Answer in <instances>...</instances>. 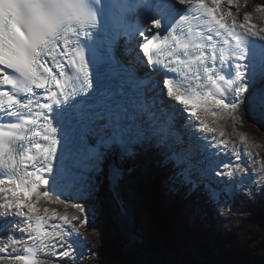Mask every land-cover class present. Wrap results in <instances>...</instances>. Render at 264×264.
I'll use <instances>...</instances> for the list:
<instances>
[{
  "label": "snow or ice",
  "instance_id": "6c2138e0",
  "mask_svg": "<svg viewBox=\"0 0 264 264\" xmlns=\"http://www.w3.org/2000/svg\"><path fill=\"white\" fill-rule=\"evenodd\" d=\"M222 2L0 0V258L83 259L105 167L125 239L145 247L134 198L122 196L141 159L166 170L168 192L197 197L193 218L210 207L231 223L238 197L264 200V163L201 116L235 122L243 109L264 122V43L249 14L217 15ZM57 177L78 187V215L38 207L68 206Z\"/></svg>",
  "mask_w": 264,
  "mask_h": 264
},
{
  "label": "trees",
  "instance_id": "16d2710c",
  "mask_svg": "<svg viewBox=\"0 0 264 264\" xmlns=\"http://www.w3.org/2000/svg\"><path fill=\"white\" fill-rule=\"evenodd\" d=\"M260 2V6H264V0ZM166 174L165 169L157 167L151 181V206L156 216H161L160 227L170 233L180 227L184 231L190 228L195 230L192 242L199 245L203 251L206 249L204 240L220 238L225 241L219 250V258L210 256V262L215 258L216 262L217 259L228 256L226 264H264V200L250 203L243 196L238 197L235 207L242 215L228 214L231 223H225L217 217L210 207L193 218L191 209L197 205V197L186 198L183 192H168L163 183ZM93 208L95 215L85 228L86 248L96 264H116L121 256L115 249L112 237L101 226L99 206H90V213Z\"/></svg>",
  "mask_w": 264,
  "mask_h": 264
},
{
  "label": "rangeland",
  "instance_id": "374dc122",
  "mask_svg": "<svg viewBox=\"0 0 264 264\" xmlns=\"http://www.w3.org/2000/svg\"><path fill=\"white\" fill-rule=\"evenodd\" d=\"M261 0H234V3L232 4L234 6L233 10H231V18L238 19L240 18L241 21L244 20V15L247 13L249 14V20L252 21V19L255 21H258V26L261 28V33L264 37V8L259 7L261 5ZM243 2V3H242ZM247 5V7L245 6ZM245 11V12H244ZM241 12V14H240ZM238 118L233 122V119L230 117L227 122V130H229V134H231L234 138V141L239 140L240 137H244V147H246L249 151H251L254 154V158L256 160H259L261 163H264V130L262 127H259L253 123L251 119H248L246 117V114L243 109H241L240 113L234 114ZM246 145V146H245ZM153 165V164H152ZM153 165L149 171L151 173L154 169ZM251 167H259V165H251ZM148 176V175H147ZM146 183L144 188H139V191L137 190L138 194L137 197L140 199L139 204L141 205V214H144V220L143 223L145 224V229L148 235V242L154 241L155 243H158V239H161L164 241V244L174 246L178 251H182L185 254H192V256H199L200 264H226L227 258L224 259H217L215 262L214 260L216 258H219V250L221 247L225 244V241L219 239H207L204 240L206 249L203 251L199 245H196L192 242V237L195 234V230L189 229L188 231H184L181 227L173 232H169V230H165L161 225H159L160 217H157L156 214L152 210L151 202V177L148 176V178L145 179ZM105 182V179H104ZM104 183L100 184L99 190H103ZM72 203H67V207H65V204L61 205L58 204L57 206H62L63 213H66V215L71 218L72 216L78 215L75 208L71 207L74 203L81 202L80 199H72ZM146 203V204H145ZM89 207L90 206H99L100 208V219H101V226L104 227L105 231L108 232L109 236L112 237L113 244L115 246L116 251L120 254V260L116 264H131V259L129 256V253L127 251V244L123 242V240L119 237L117 232L115 231V227H113V224L108 219V215L106 212V205L103 204V198L95 197L93 200L88 201ZM81 234L85 237L84 244L80 248V252L83 254V259H77L73 261V264H96L95 260L92 258V254L87 250L86 245V236L87 232L85 231L84 227H81L80 229ZM232 236V235H231ZM153 245L154 243L151 242ZM180 243V244H179ZM159 244V243H158ZM184 246H179V245ZM162 246V245H161ZM164 247V246H162ZM165 248V247H164ZM168 249V248H167ZM208 250V251H207ZM164 251V250H163ZM156 253V252H155ZM158 254V252H157ZM168 255H162L158 254L157 258L160 262H172L174 264V259L177 261H182L181 259L177 258L176 256H172L167 252ZM160 256V257H159ZM216 257L212 262H210L209 257ZM172 257V258H169ZM174 258V259H173ZM196 258V257H194ZM179 259V260H178ZM202 259V260H201ZM229 260V259H228ZM84 262V263H83ZM184 263V262H183ZM110 264V263H105ZM113 264V263H111ZM115 264V263H114ZM192 264V263H191Z\"/></svg>",
  "mask_w": 264,
  "mask_h": 264
},
{
  "label": "bare ground",
  "instance_id": "6f19581e",
  "mask_svg": "<svg viewBox=\"0 0 264 264\" xmlns=\"http://www.w3.org/2000/svg\"><path fill=\"white\" fill-rule=\"evenodd\" d=\"M224 2L226 3V7H230L227 3V0H224ZM243 3V2H242ZM231 10V9H230ZM232 12V11H231ZM245 12V11H244ZM226 13H227V10H226ZM241 14V12H240ZM253 20V19H252ZM254 21V20H253ZM256 22H252V21H248V25L251 26V25H255V28H258V21L255 20ZM260 28V27H259ZM254 29V28H253ZM255 30V29H254ZM241 111V110H240ZM240 113V112H239ZM227 118L230 117L228 115L227 112H225ZM253 123L259 127H262L263 130H264V122L262 121H259V120H253ZM224 122L225 120L223 119L222 122H216L214 121L213 122V126L214 127H217L219 129H223V130H226L225 126H224ZM227 133L229 134V130H227ZM181 134V133H180ZM182 135V134H181ZM234 139V138H233ZM231 137V140L232 142H234L236 145H237V148L240 147V141H241V137L239 138L238 142L237 141H234ZM244 146V145H243ZM246 146V145H245ZM246 148V147H245ZM247 149V148H246ZM254 158V157H253ZM255 159V158H254ZM154 166V169L151 173H149L151 167ZM126 167L127 166H131V162H129L128 164L125 165ZM136 170H135V174L134 176L136 177V179L134 180V192L136 194V198H137V211H138V214L140 216V219L143 223V221H145L144 219V214L143 215L141 214V205L139 204V201L140 199L137 197V190L139 191V188L141 187L144 188L145 186V183H146V178H148V176L151 177V174H153V172L155 173V170H156V164H155V161L154 159H149L148 161H145L143 159H141L140 161H137L136 164ZM148 175V176H147ZM104 179H105V174L104 176L100 177L99 180H100V184H103L104 183V188L106 187V182H104ZM71 189L64 192L62 194V196L66 197L67 200H66V203H72L71 199H79L81 193L79 192L78 190V187L77 186H74V184L72 183V185L70 186ZM132 189H133V186H132ZM111 191V190H110ZM105 195L106 197H109V194L106 192V189H103V190H99L98 193L96 194L95 197H100L102 196V198L104 199L105 198ZM111 196L113 198V194L111 193ZM114 199V198H113ZM114 203H115V207L118 209L119 208V205H118V202L114 199ZM54 204V207L51 208V209H56V211L60 214H66V213H63L62 209L63 207L62 206H57L58 204L57 203H53ZM146 204V203H145ZM48 205V204H47ZM109 206V205H108ZM45 208V206H44ZM57 222V221H55ZM144 224V223H143ZM146 224V223H145ZM145 224H144V227H145ZM114 227H115V231L117 232V234L119 235V237L123 240V242L125 243V245L127 244V251L129 253V256H130V259H131V264H156V262H160L158 260L157 257H154V256H149L148 254L144 253L142 251V248H139L137 246H133V245H130L126 239H125V236H124V233H123V229H122V225H121V220L120 221H117V222H114ZM158 243H155L154 241H151L154 243V246L164 250L165 252H169L170 251V254H172V256H176L177 258L183 260V262L185 264H200V259H197L199 258V256H192V254H185L183 253L182 251H178L174 246H171V245H165L164 244V241L161 240V239H158L157 240ZM7 240H0V244H6ZM147 244H150V241L147 243ZM146 244V245H147ZM180 244V243H179ZM164 247H162V246ZM179 246H182V245H179ZM148 247V245H147ZM145 247V248H147ZM168 248V249H167ZM150 251V250H149ZM208 251V250H207ZM170 256V255H169ZM196 257V258H194ZM172 258V257H171ZM202 260V259H201ZM0 264H15V263H12V262H0ZM202 264V263H201Z\"/></svg>",
  "mask_w": 264,
  "mask_h": 264
},
{
  "label": "water",
  "instance_id": "95a60500",
  "mask_svg": "<svg viewBox=\"0 0 264 264\" xmlns=\"http://www.w3.org/2000/svg\"><path fill=\"white\" fill-rule=\"evenodd\" d=\"M105 198H106V195H105ZM103 199V204H105L104 203V201L106 200V199ZM106 205V204H105ZM106 207V212H107V215H108V219H109V221L111 222V224H113V227H114V222H117V221H120V217H115V216H112L111 215V212H110V210H109V208H108V206L106 205L105 206ZM151 243V242H150ZM147 245H148V247H147ZM145 247H147V248H145V247H143L142 248V251L144 252V253H146V254H148L149 256H154V257H157L158 256V254H162V255H168L167 254V252H165V251H163L162 249H160V248H158V247H156V246H154L152 243H151V245L150 244H147ZM150 250V251H149ZM156 252V253H155ZM157 252H158V254H157ZM169 253V252H168ZM169 256V255H168ZM160 257V256H159ZM169 258H171V257H169ZM174 259V258H173ZM179 260V259H178ZM174 264H185V263H183L182 261H177V260H175L174 259Z\"/></svg>",
  "mask_w": 264,
  "mask_h": 264
}]
</instances>
